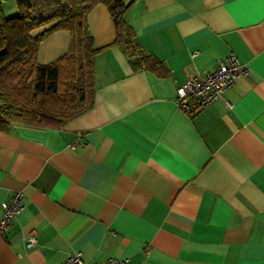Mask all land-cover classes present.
Wrapping results in <instances>:
<instances>
[{
	"label": "crops",
	"instance_id": "1",
	"mask_svg": "<svg viewBox=\"0 0 264 264\" xmlns=\"http://www.w3.org/2000/svg\"><path fill=\"white\" fill-rule=\"evenodd\" d=\"M122 1L165 75L112 45L104 5L88 12L100 49L92 107L60 127L0 130V203L16 190L24 202L0 238V264L75 253L86 263L264 264V0ZM70 40L49 34L37 63L64 56ZM228 55L250 75L198 111L180 109L176 89Z\"/></svg>",
	"mask_w": 264,
	"mask_h": 264
},
{
	"label": "trees",
	"instance_id": "2",
	"mask_svg": "<svg viewBox=\"0 0 264 264\" xmlns=\"http://www.w3.org/2000/svg\"><path fill=\"white\" fill-rule=\"evenodd\" d=\"M0 0V130L12 124L60 127L93 105L95 57L87 28V14L104 5L115 30L112 45L143 69L165 75L162 62L143 51L124 21L122 0H12L18 14L7 18ZM9 1V0H8ZM42 34L31 33L46 25ZM65 30L71 40L68 52L49 65L37 63L40 42Z\"/></svg>",
	"mask_w": 264,
	"mask_h": 264
},
{
	"label": "built area",
	"instance_id": "3",
	"mask_svg": "<svg viewBox=\"0 0 264 264\" xmlns=\"http://www.w3.org/2000/svg\"><path fill=\"white\" fill-rule=\"evenodd\" d=\"M250 75V69L242 64L235 56L228 55L218 61L210 71L188 78L176 89V103L182 110L192 107L194 111L204 108L216 99L220 94L234 85V83ZM75 149V147H71ZM24 209L23 193L20 190L13 192L9 200L0 203V238L5 237L10 224ZM35 244V235L31 233L25 247L31 248ZM61 264H130L128 260L107 258L98 263H86L79 253L67 257Z\"/></svg>",
	"mask_w": 264,
	"mask_h": 264
},
{
	"label": "rangeland",
	"instance_id": "4",
	"mask_svg": "<svg viewBox=\"0 0 264 264\" xmlns=\"http://www.w3.org/2000/svg\"><path fill=\"white\" fill-rule=\"evenodd\" d=\"M2 9L4 11L5 17L7 18L16 17L18 14L12 0L4 1V3L2 4Z\"/></svg>",
	"mask_w": 264,
	"mask_h": 264
}]
</instances>
